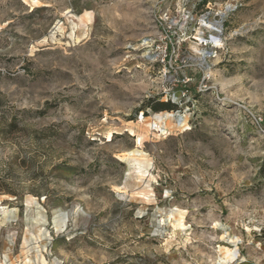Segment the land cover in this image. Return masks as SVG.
<instances>
[{"label":"rangeland","instance_id":"obj_1","mask_svg":"<svg viewBox=\"0 0 264 264\" xmlns=\"http://www.w3.org/2000/svg\"><path fill=\"white\" fill-rule=\"evenodd\" d=\"M0 264H264V0H0Z\"/></svg>","mask_w":264,"mask_h":264},{"label":"trees","instance_id":"obj_2","mask_svg":"<svg viewBox=\"0 0 264 264\" xmlns=\"http://www.w3.org/2000/svg\"><path fill=\"white\" fill-rule=\"evenodd\" d=\"M167 105L165 102H158L156 103V105L153 107L154 110L158 111V110H164L167 108Z\"/></svg>","mask_w":264,"mask_h":264},{"label":"bare ground","instance_id":"obj_3","mask_svg":"<svg viewBox=\"0 0 264 264\" xmlns=\"http://www.w3.org/2000/svg\"><path fill=\"white\" fill-rule=\"evenodd\" d=\"M164 117H166V116H159V117L157 118V120L162 121V120L164 119Z\"/></svg>","mask_w":264,"mask_h":264}]
</instances>
